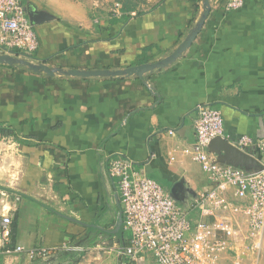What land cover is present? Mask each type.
I'll return each instance as SVG.
<instances>
[{
  "label": "crops",
  "instance_id": "0c3cea01",
  "mask_svg": "<svg viewBox=\"0 0 264 264\" xmlns=\"http://www.w3.org/2000/svg\"><path fill=\"white\" fill-rule=\"evenodd\" d=\"M22 1L27 6L33 0ZM228 1L212 0L192 46L169 67L142 78L49 77L0 65V189L21 197L18 204L9 201L7 248L81 251L89 264L101 256L123 264L119 252L130 234L123 224L117 230L121 206L109 174L112 157L127 155L140 173L169 193L175 189L178 202L188 206L211 188L183 151L196 140L198 105L221 111L223 139L231 145L242 136L264 140V0H244L232 11ZM202 8V0H159L148 11L97 26L39 7L53 18L33 25L39 48L32 61L64 70L153 63L178 47ZM114 18L119 21L112 23ZM242 151L255 165L226 156L230 166L253 171L264 164L256 147ZM139 262L154 264L151 257ZM0 264L34 262L0 248Z\"/></svg>",
  "mask_w": 264,
  "mask_h": 264
},
{
  "label": "built area",
  "instance_id": "2783aa9c",
  "mask_svg": "<svg viewBox=\"0 0 264 264\" xmlns=\"http://www.w3.org/2000/svg\"><path fill=\"white\" fill-rule=\"evenodd\" d=\"M244 0H229L227 11L241 8ZM39 48L38 36L22 0H0V54L23 58ZM196 140L183 149L207 174L211 188L198 193L188 206L181 205L156 180L140 173L127 155L110 159L109 174L115 180L124 229L129 245L119 254L123 264H141L151 257L154 264H219L233 255L238 264L248 253L260 251L264 242V164L248 172L222 164L210 151L212 141L225 137L220 110L197 107ZM174 135L175 132L170 130ZM254 146L264 153V140L242 136L236 147ZM18 194L0 189V248L7 256L23 255L29 262L45 260L56 249L7 248L12 236L13 208ZM237 261V263H236ZM144 264V263H142Z\"/></svg>",
  "mask_w": 264,
  "mask_h": 264
},
{
  "label": "water",
  "instance_id": "95a60500",
  "mask_svg": "<svg viewBox=\"0 0 264 264\" xmlns=\"http://www.w3.org/2000/svg\"><path fill=\"white\" fill-rule=\"evenodd\" d=\"M211 1L212 0H202V11L198 20L195 22L193 27L189 30L188 34L184 38V40L178 45V47L167 57L153 62V63H144L137 66L128 67L125 69L111 70V69H97V70H79V69H71L64 70L62 68H53L48 66L47 64L40 62L36 63L28 58H23L17 55L12 54H0V65H6L10 67L15 66H24L27 67L30 71L37 74H46L49 77H55L56 75L62 76H72V77H82V78H90V77H110V78H121V77H139L142 78L147 73H154L156 70H162L163 68L169 67L171 64L175 63L179 58L183 56V54L192 46V44L197 39L198 35L202 32L204 25L211 13ZM28 16L32 24H39L44 19H52L53 16L47 12L37 11V9L31 4L28 3ZM211 146H214L215 154L218 156L220 162L222 164L230 165V160L225 157L229 156L233 159L238 160L241 165L244 163H251L255 165V160L250 157L247 153L243 152L239 148L231 145L228 141L223 138H217L212 141ZM240 165V166H241ZM234 167V166H233ZM237 168H242L237 167ZM261 167H258L256 170L248 171L254 172L260 170ZM245 170V169H244ZM247 171V170H246ZM175 189H173L171 196L178 201L176 195H174ZM116 198L118 204L120 203L118 192L116 193ZM119 222L117 225V230L123 224V216L122 210L119 212Z\"/></svg>",
  "mask_w": 264,
  "mask_h": 264
},
{
  "label": "rangeland",
  "instance_id": "374dc122",
  "mask_svg": "<svg viewBox=\"0 0 264 264\" xmlns=\"http://www.w3.org/2000/svg\"><path fill=\"white\" fill-rule=\"evenodd\" d=\"M159 0H33L31 4L37 9L42 8L48 12L64 15L73 21L86 19L95 25L107 23L111 17L121 16L125 13H141L150 10ZM63 16V17H64ZM100 227V222L94 224ZM95 232L96 229H93ZM105 235L108 232L103 231ZM129 233V232H128ZM130 234V233H129ZM84 253L67 252L58 250L45 260H36L34 264H89L83 262ZM100 257V255L98 254ZM222 260V264H235V258ZM105 258V259H104ZM102 257L90 264H109L108 257ZM221 261L219 262V264ZM237 263V261H236ZM115 264V261H113ZM238 264H264V242L262 249L254 253H248Z\"/></svg>",
  "mask_w": 264,
  "mask_h": 264
},
{
  "label": "trees",
  "instance_id": "16d2710c",
  "mask_svg": "<svg viewBox=\"0 0 264 264\" xmlns=\"http://www.w3.org/2000/svg\"><path fill=\"white\" fill-rule=\"evenodd\" d=\"M125 14H128V15H130V13H125ZM124 14V15H125ZM119 21V19H116V18H114L113 20H112V23H116V22H118ZM30 60H32V56H30V57H28ZM16 67H20V66H15V67H13V68H16ZM10 68H12V67H10ZM4 132V131H3ZM5 134H8L7 132H4Z\"/></svg>",
  "mask_w": 264,
  "mask_h": 264
},
{
  "label": "flooded vegetation",
  "instance_id": "af4514ba",
  "mask_svg": "<svg viewBox=\"0 0 264 264\" xmlns=\"http://www.w3.org/2000/svg\"><path fill=\"white\" fill-rule=\"evenodd\" d=\"M25 6H26V4H25ZM28 7V5L26 6V8ZM27 11H28V9H27Z\"/></svg>",
  "mask_w": 264,
  "mask_h": 264
}]
</instances>
